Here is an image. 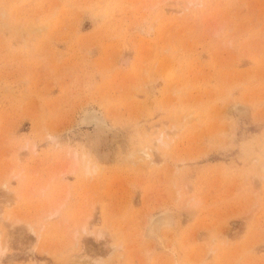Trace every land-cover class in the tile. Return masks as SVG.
<instances>
[{"label": "rangeland", "instance_id": "374dc122", "mask_svg": "<svg viewBox=\"0 0 264 264\" xmlns=\"http://www.w3.org/2000/svg\"><path fill=\"white\" fill-rule=\"evenodd\" d=\"M0 264H264V0H0Z\"/></svg>", "mask_w": 264, "mask_h": 264}, {"label": "bare ground", "instance_id": "6f19581e", "mask_svg": "<svg viewBox=\"0 0 264 264\" xmlns=\"http://www.w3.org/2000/svg\"><path fill=\"white\" fill-rule=\"evenodd\" d=\"M130 61L131 60L128 56H123L119 60V63L116 65L125 67L131 63ZM232 107H233V113L237 116H242L249 111V106L239 101H234L232 103ZM81 123L87 126L89 125L93 126L94 132H93V138L91 141L92 144L100 143L101 141L105 140L110 133L112 134L115 133V131L113 130V127H110V125L104 120L103 116L96 109L84 110L81 115ZM142 153L145 158H148V159L151 158V153L149 151L142 150ZM180 214H181L180 211L176 212V210H173L172 208L167 207V206L165 208H160V209H156L152 211L147 216L143 224V228H142L143 238L149 239V240H155V242L157 243L156 240L160 239V236L162 235L161 233L164 230L166 231V230L173 229L177 225L178 221L180 220L179 219Z\"/></svg>", "mask_w": 264, "mask_h": 264}]
</instances>
